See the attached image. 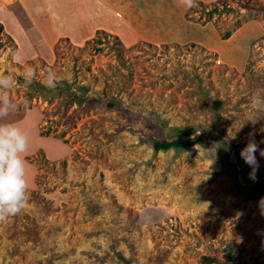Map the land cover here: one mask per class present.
Returning <instances> with one entry per match:
<instances>
[{
	"label": "rangeland",
	"instance_id": "374dc122",
	"mask_svg": "<svg viewBox=\"0 0 264 264\" xmlns=\"http://www.w3.org/2000/svg\"><path fill=\"white\" fill-rule=\"evenodd\" d=\"M176 1L144 17L95 2L79 18L56 13L70 31L48 47L15 9L0 74L21 107L0 123L28 134L29 204L0 222V264H264V157L254 180L240 157L250 140L264 149V116L248 121L264 97V0L197 1L182 25ZM37 3L44 22L48 0ZM206 131L178 154L152 146Z\"/></svg>",
	"mask_w": 264,
	"mask_h": 264
},
{
	"label": "clouds",
	"instance_id": "9594fccd",
	"mask_svg": "<svg viewBox=\"0 0 264 264\" xmlns=\"http://www.w3.org/2000/svg\"><path fill=\"white\" fill-rule=\"evenodd\" d=\"M187 7H197V0H180ZM24 87H30L35 80L34 69H26L24 72ZM13 78L0 74V120H4L11 113L17 111L21 105L15 104L10 95H6L13 87ZM58 83L56 73L48 71L45 86L55 89ZM27 107L25 103L23 105ZM253 115L248 120L255 123L264 115L256 113L264 112V97L254 96L252 99ZM29 150L28 134L12 123H0V222L21 214L29 204V180L27 178V162L24 154ZM259 151L264 157V149H259L254 140L241 149L240 157L249 165L253 172L250 178L255 179V171L258 169V161L255 153Z\"/></svg>",
	"mask_w": 264,
	"mask_h": 264
},
{
	"label": "crops",
	"instance_id": "0c3cea01",
	"mask_svg": "<svg viewBox=\"0 0 264 264\" xmlns=\"http://www.w3.org/2000/svg\"><path fill=\"white\" fill-rule=\"evenodd\" d=\"M38 1L39 0H14V5L10 6L8 10L0 9V23L3 25V29L5 32L8 33V31H10L14 39L18 38L15 37L16 33L13 30V28L11 29V27H15V26L19 27L18 25L20 24L18 21H16V16L13 15V12L16 9V11L19 14L23 15V19L25 22L23 21L24 25L23 24L22 25L25 26V32H26L25 35L30 38L34 37L37 43H40L43 46L48 47L49 45H52L56 39L59 38L57 36V31L59 29L56 30V28H61V30L63 31L69 30L62 24L67 22L66 19H61V20L58 19L57 22L58 26L56 25L57 23L54 18L56 13L64 14L65 16V13H71L73 10V12L75 11L73 17L79 18L82 17L84 11L85 12L87 11V7L91 4L90 2L93 3L95 2L96 4L95 3L94 4L98 7L102 6L103 8V6L104 7L107 6L108 8H110L111 10L106 9V11L109 13L112 12L113 8L117 7L118 5L119 10L122 13L126 12L128 8L131 7L133 12H136L137 14L139 13L140 17H144L147 15L148 12L147 10L151 6H155V12L153 14L157 15L159 13V6L157 4H160V2H164L165 0H135V3H133V0H48V5L44 7L46 9L45 10L46 12L42 14L43 19L45 20L44 22L42 18L40 20L39 17L37 16L38 10L36 9V7L39 4L37 3ZM179 1L180 0H177L175 2L176 4L175 7L178 8L177 10L178 12L176 18L174 17V19H177L179 21V25H182V23L184 22L180 21L181 16L184 15V13L187 11L188 8L183 5L180 6L181 3H179ZM197 1H199L198 3H206V2L211 3V2H215L216 0H197ZM15 2H17V4H15ZM35 4L36 6H34ZM57 16L58 15H56V17ZM89 19H91L92 22L97 20V18L95 19L94 16H91V18ZM134 19L135 17L132 18V20ZM170 20L171 18H168V22H170ZM162 26L164 25L161 24L160 26H158V29H161L160 27ZM175 27L177 26L175 25ZM85 30L86 31L84 33H81V35L83 36L81 38L82 40L81 42H83L85 38H87V36L85 35L87 33L89 34L86 28Z\"/></svg>",
	"mask_w": 264,
	"mask_h": 264
},
{
	"label": "trees",
	"instance_id": "16d2710c",
	"mask_svg": "<svg viewBox=\"0 0 264 264\" xmlns=\"http://www.w3.org/2000/svg\"><path fill=\"white\" fill-rule=\"evenodd\" d=\"M198 4L207 6V5H210L211 3H208V4L198 3ZM190 11H191V8H188L187 11L185 12V15H186V13H188ZM219 13H220L219 10L217 8H214L208 14L211 17L212 14H219ZM2 31H3V25L0 23V34L2 33ZM228 37H229V33H226L222 36V39H227ZM215 104L217 107L220 106L219 103H215ZM177 131L179 134H184V131L182 129H178ZM209 133H210L209 131H206V132L202 133V137L196 136V137H193L191 139H181V138H178V139L173 138L170 140L155 139L152 143V146H153L155 152H166L169 150H173L176 154H178L181 152L188 151L193 146L202 143L204 137H207L209 135ZM216 154L219 158H221L220 162H222L223 160H226L225 155L223 154V152L220 149L217 150ZM237 190L241 191L242 188L240 186H237ZM258 192L260 193V195H262V191L259 190ZM205 260L209 261L208 258H205Z\"/></svg>",
	"mask_w": 264,
	"mask_h": 264
},
{
	"label": "built area",
	"instance_id": "2783aa9c",
	"mask_svg": "<svg viewBox=\"0 0 264 264\" xmlns=\"http://www.w3.org/2000/svg\"><path fill=\"white\" fill-rule=\"evenodd\" d=\"M3 2L10 1V0H2Z\"/></svg>",
	"mask_w": 264,
	"mask_h": 264
}]
</instances>
